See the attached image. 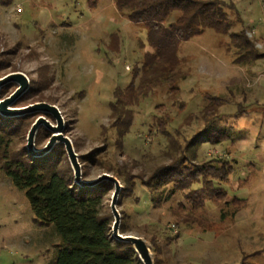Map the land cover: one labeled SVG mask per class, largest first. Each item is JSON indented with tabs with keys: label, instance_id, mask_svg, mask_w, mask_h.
<instances>
[{
	"label": "rangeland",
	"instance_id": "obj_1",
	"mask_svg": "<svg viewBox=\"0 0 264 264\" xmlns=\"http://www.w3.org/2000/svg\"><path fill=\"white\" fill-rule=\"evenodd\" d=\"M234 1L242 22L232 29L244 27L262 55L251 63L236 62L233 50L222 42L228 36L210 28L182 42L178 55L184 76L177 82L178 90L159 88L140 98L132 106V137L120 139L108 103L113 90L129 81L135 61L150 50L140 43L145 30L117 11L113 0H0V78L22 72L28 79V87L10 107L36 102L57 106L63 120L61 133L69 137L78 155L81 178L93 180L102 173L118 178L122 187L116 208L120 224L128 229L124 234L144 237L151 251L155 244L160 264H264V0ZM16 87L13 79L0 85V100ZM205 94L222 98L212 108V114L221 116L212 128L230 136L219 144H190V161L197 163L210 155L235 159L234 172L222 185L228 192L224 200L236 195L246 202L222 208L221 202L206 201L194 208L178 192L152 206L138 180L128 196L129 191L121 193L122 175L145 179L173 158L167 147L149 142L151 114L174 116L173 125L178 126L185 115L199 116ZM39 116L56 125L48 112L4 116L20 119V131L14 136L17 147L28 150L27 134ZM202 127V119L185 124L189 132ZM51 132L40 123L34 148L46 145ZM31 156L53 159L63 171L70 170L74 180L62 143L55 142L44 155ZM103 181L109 183L102 190L104 208L111 213L114 186ZM62 245L54 226L35 218L24 191L0 169V264H52Z\"/></svg>",
	"mask_w": 264,
	"mask_h": 264
},
{
	"label": "trees",
	"instance_id": "obj_2",
	"mask_svg": "<svg viewBox=\"0 0 264 264\" xmlns=\"http://www.w3.org/2000/svg\"><path fill=\"white\" fill-rule=\"evenodd\" d=\"M113 2L117 11L145 30V39L140 43L150 48L142 53L139 61H135L130 69L129 81L113 90V98L108 103L112 127L120 139L133 131L132 106L138 104L140 98L152 95L159 88H165L167 92L178 90L177 82L184 76L178 55L182 42L210 28L220 36H228L222 42L228 50H233L236 62L251 63L262 55L244 27L232 29L233 25L242 22L234 0ZM94 4L91 1L89 5ZM229 12L236 17H231ZM204 99L206 104L199 109V116L194 113L185 115L178 126L173 125L174 116L151 114L152 123L147 126L149 142L152 146L158 144L156 146L167 147L173 158L155 167L145 179L130 173H121V177L118 173L125 189L121 193L129 191L128 196L138 180L144 199L152 206L172 198L178 192L184 194L194 208L204 205L206 201L221 202L222 208L234 202H246V199L236 195L231 201L224 200L228 192L222 185L234 172L232 162L235 159L210 155L197 163L190 161V144H219L226 142L230 136L225 130L212 128L221 116L211 111L213 106L221 104L222 98L205 94ZM183 104L181 102L178 107L181 108ZM237 110L240 111V108ZM198 119H202L203 127L189 132L185 124ZM19 123L18 118L0 114V169L14 186L24 191L35 218L42 223H51L63 240L52 264H142L129 243L111 234L113 217L104 208L102 192L109 183L103 181L91 189L82 188L74 183L70 170L63 171L53 159L32 157L25 147L16 146L14 136L20 131ZM139 199L135 195V201ZM220 210V215L224 216L225 211ZM235 212L233 209L230 214ZM119 230L125 233L128 229L120 224ZM150 242L153 244V241ZM152 246L154 264H160L159 250L155 244Z\"/></svg>",
	"mask_w": 264,
	"mask_h": 264
},
{
	"label": "water",
	"instance_id": "obj_3",
	"mask_svg": "<svg viewBox=\"0 0 264 264\" xmlns=\"http://www.w3.org/2000/svg\"><path fill=\"white\" fill-rule=\"evenodd\" d=\"M15 80L17 82L16 89L6 98L0 100V114L3 116H17L32 111H41L50 113L56 120V125L52 126L48 124L42 116L37 117L31 124L27 134L26 147L29 150L30 155H44L52 147L55 142H60L64 145L67 153L71 168L73 170L74 182L81 187L95 186L102 180H107L113 183L114 190L111 196L110 210L113 217L111 233L112 236L118 240L129 243L136 252L139 260L142 264H154L152 251L150 249V243L140 235L124 234L119 230L120 213L116 208V200L118 193L122 187L117 177L109 173H102L96 179L84 180L81 178L80 165L78 162V155L74 151L73 145L69 137L62 135V116L59 109L54 104L46 102H36L24 107H10L15 99L21 95L28 87V79L22 72H12L2 78H0V85L8 80ZM40 123H44L52 130L50 138L46 145L40 149H35L33 146L34 133Z\"/></svg>",
	"mask_w": 264,
	"mask_h": 264
}]
</instances>
